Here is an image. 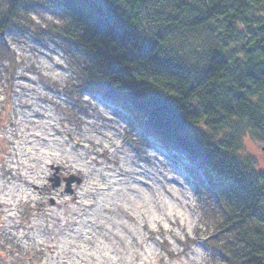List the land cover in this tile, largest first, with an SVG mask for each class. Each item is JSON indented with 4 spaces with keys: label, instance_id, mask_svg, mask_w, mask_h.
<instances>
[{
    "label": "rangeland",
    "instance_id": "374dc122",
    "mask_svg": "<svg viewBox=\"0 0 264 264\" xmlns=\"http://www.w3.org/2000/svg\"><path fill=\"white\" fill-rule=\"evenodd\" d=\"M39 2L19 17L46 34L11 28L8 53L0 49V264H220L204 242L215 222L182 165L190 161L144 148L131 118L110 103L71 96L66 85L80 79L68 51L79 56L51 34L61 19ZM204 35L180 45H201ZM241 139L264 173V139L252 131ZM52 165L82 177L72 195L63 183L51 188Z\"/></svg>",
    "mask_w": 264,
    "mask_h": 264
},
{
    "label": "trees",
    "instance_id": "16d2710c",
    "mask_svg": "<svg viewBox=\"0 0 264 264\" xmlns=\"http://www.w3.org/2000/svg\"><path fill=\"white\" fill-rule=\"evenodd\" d=\"M36 1L61 19L51 34L79 56L68 51L80 79L66 85L71 95L99 92L115 101L201 171L215 262L264 264V173L241 139L247 131L264 139V16L254 11L264 10V0H0L6 53L11 28L46 34L19 17ZM218 18L222 27L207 34ZM203 30L200 46L180 45Z\"/></svg>",
    "mask_w": 264,
    "mask_h": 264
},
{
    "label": "water",
    "instance_id": "95a60500",
    "mask_svg": "<svg viewBox=\"0 0 264 264\" xmlns=\"http://www.w3.org/2000/svg\"><path fill=\"white\" fill-rule=\"evenodd\" d=\"M51 167L55 169V172L53 173V176L49 178V180L52 182V184H51L52 187L55 188V187L60 186L61 179L58 175H56L58 172V166L52 165ZM62 180L65 182L64 192H66V193H73V189H72V185H71L73 182H76V183L81 182V178L79 176L74 175V174H70V175L64 177ZM51 202H52V200H51Z\"/></svg>",
    "mask_w": 264,
    "mask_h": 264
},
{
    "label": "flooded vegetation",
    "instance_id": "af4514ba",
    "mask_svg": "<svg viewBox=\"0 0 264 264\" xmlns=\"http://www.w3.org/2000/svg\"><path fill=\"white\" fill-rule=\"evenodd\" d=\"M63 169L60 167V171H59V176L60 177H62V176H64V174H63ZM52 172V171H51ZM48 177H49V175H48ZM46 186H50L49 184H47Z\"/></svg>",
    "mask_w": 264,
    "mask_h": 264
}]
</instances>
